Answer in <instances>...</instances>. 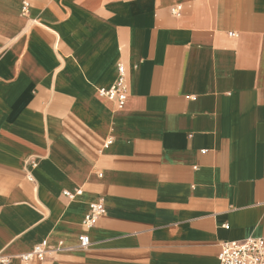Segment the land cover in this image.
Listing matches in <instances>:
<instances>
[{"label":"crops","instance_id":"1","mask_svg":"<svg viewBox=\"0 0 264 264\" xmlns=\"http://www.w3.org/2000/svg\"><path fill=\"white\" fill-rule=\"evenodd\" d=\"M119 61L118 108L99 90ZM250 236L264 0H0V264L43 240L27 264H218L220 242Z\"/></svg>","mask_w":264,"mask_h":264},{"label":"built area","instance_id":"2","mask_svg":"<svg viewBox=\"0 0 264 264\" xmlns=\"http://www.w3.org/2000/svg\"><path fill=\"white\" fill-rule=\"evenodd\" d=\"M25 9V8H24ZM181 5H175L171 8V13L178 16L180 14ZM116 80L111 87L99 90V94L110 100L116 102L117 107H123L127 97V69L123 62L116 63ZM80 189L74 193L64 191V193L73 198L74 195L79 194ZM105 208L102 199L89 203L88 212L83 218V225L86 227L92 226L97 218L104 213ZM89 236L83 234L80 236V247L89 245ZM47 252L46 241L34 245L28 251L18 255L22 263L27 264L32 259H42ZM218 264H264V237L250 236L241 240H226L219 244V251L217 253ZM8 260L6 256L0 255V263Z\"/></svg>","mask_w":264,"mask_h":264}]
</instances>
